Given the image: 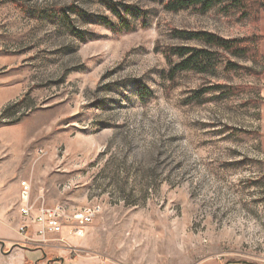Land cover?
<instances>
[{
  "label": "rangeland",
  "instance_id": "obj_1",
  "mask_svg": "<svg viewBox=\"0 0 264 264\" xmlns=\"http://www.w3.org/2000/svg\"><path fill=\"white\" fill-rule=\"evenodd\" d=\"M112 1L146 11L147 27L112 31L99 0H0V195L29 174L49 207L100 205L79 254L264 264V12L258 22L218 5ZM177 30L258 39L263 59L210 49L211 70L171 83L163 49L202 47ZM228 61L263 75L228 72Z\"/></svg>",
  "mask_w": 264,
  "mask_h": 264
},
{
  "label": "trees",
  "instance_id": "obj_2",
  "mask_svg": "<svg viewBox=\"0 0 264 264\" xmlns=\"http://www.w3.org/2000/svg\"><path fill=\"white\" fill-rule=\"evenodd\" d=\"M108 8L111 14L117 19L119 26L113 24L107 18H100L112 31H124L130 33L134 31L138 25L142 28L147 27V12L133 4L122 2H114L112 0H99ZM222 6L226 13L235 14L244 19H252L260 21L264 12V0H164L163 8L170 13H179L181 11L193 10L201 14H205L212 10L215 6ZM73 32L79 33L74 30ZM178 37L190 42H197L202 47L190 46H167L163 49V55L170 64L168 79L174 83L177 76L185 72L204 73L211 70V63L214 60L215 53L213 49L222 54H226L237 58H246L253 62L263 59L257 49L261 39H224L217 34L210 32H186L174 31ZM259 41V42H258ZM173 58H177L178 62H172ZM213 68V66H212ZM226 70L228 72H236L245 70L247 73L262 76V73H256L251 68H244L234 62L228 61ZM137 93L141 100L149 97L150 92L143 84L137 85ZM226 93V92H225ZM228 95L233 94L232 89L228 88ZM204 93L197 92L191 98L195 102L203 101Z\"/></svg>",
  "mask_w": 264,
  "mask_h": 264
},
{
  "label": "crops",
  "instance_id": "obj_3",
  "mask_svg": "<svg viewBox=\"0 0 264 264\" xmlns=\"http://www.w3.org/2000/svg\"><path fill=\"white\" fill-rule=\"evenodd\" d=\"M26 178L15 184L12 198L0 195V264H120L95 254H79L82 237L71 236L68 229L59 235H49L45 242H41L37 234L38 225L30 223L20 214V183L25 180L32 186L29 174ZM40 198L44 199L39 196L33 200ZM25 224L30 227L27 234L22 235L19 229ZM205 264L224 263L209 261Z\"/></svg>",
  "mask_w": 264,
  "mask_h": 264
},
{
  "label": "built area",
  "instance_id": "obj_4",
  "mask_svg": "<svg viewBox=\"0 0 264 264\" xmlns=\"http://www.w3.org/2000/svg\"><path fill=\"white\" fill-rule=\"evenodd\" d=\"M20 186V214L30 223L38 225L37 234L41 242H45L49 235L61 234L64 229H68L73 237H83L102 211L101 206L97 204H90L75 211L62 204L49 207L43 198L33 200L32 186L28 181H21ZM29 227V224L23 225L19 233L26 235Z\"/></svg>",
  "mask_w": 264,
  "mask_h": 264
}]
</instances>
